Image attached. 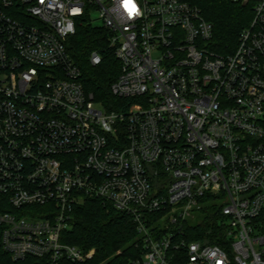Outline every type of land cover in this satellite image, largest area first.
Masks as SVG:
<instances>
[{
  "label": "built area",
  "instance_id": "built-area-1",
  "mask_svg": "<svg viewBox=\"0 0 264 264\" xmlns=\"http://www.w3.org/2000/svg\"><path fill=\"white\" fill-rule=\"evenodd\" d=\"M124 3L0 0L3 250L87 262L95 250L62 233L95 199L135 224L139 254L123 264H264V0L228 54L210 49L213 25L187 0H132V15ZM85 16L108 32L123 110L84 89L68 52ZM211 206L220 233L194 237Z\"/></svg>",
  "mask_w": 264,
  "mask_h": 264
},
{
  "label": "trees",
  "instance_id": "trees-1",
  "mask_svg": "<svg viewBox=\"0 0 264 264\" xmlns=\"http://www.w3.org/2000/svg\"><path fill=\"white\" fill-rule=\"evenodd\" d=\"M187 1L196 5L203 17L213 25L210 49L220 54L233 52L240 32L252 20L254 0ZM83 20L66 44L68 52L81 69L84 89L93 93L94 99L107 109L123 110L125 107H118V101L123 104L128 100L114 97L109 90L119 72V63L112 50L107 47L108 32L101 25H93L86 16ZM93 49L101 50L102 54V61L97 66H92L89 62V54ZM4 200L0 197V211L9 209ZM216 213L217 206L205 209V215L197 226L198 232L194 237H201L202 231L209 227L214 233L220 231ZM72 215L69 227L62 233V240L84 251L90 248L95 251L87 262L70 264H123L138 256L139 251L134 246L137 237L135 224L125 213L103 206L98 200L87 199L82 205L75 207ZM213 235L210 241L220 244L217 234ZM24 263L25 261H12L3 250L0 239V264Z\"/></svg>",
  "mask_w": 264,
  "mask_h": 264
},
{
  "label": "snow or ice",
  "instance_id": "snow-or-ice-1",
  "mask_svg": "<svg viewBox=\"0 0 264 264\" xmlns=\"http://www.w3.org/2000/svg\"><path fill=\"white\" fill-rule=\"evenodd\" d=\"M124 7L129 11L130 15L137 12L136 5L132 3V0H125Z\"/></svg>",
  "mask_w": 264,
  "mask_h": 264
},
{
  "label": "rangeland",
  "instance_id": "rangeland-1",
  "mask_svg": "<svg viewBox=\"0 0 264 264\" xmlns=\"http://www.w3.org/2000/svg\"><path fill=\"white\" fill-rule=\"evenodd\" d=\"M94 17H96V13H94ZM94 23L99 25L101 23V21L99 19H95L94 20Z\"/></svg>",
  "mask_w": 264,
  "mask_h": 264
}]
</instances>
